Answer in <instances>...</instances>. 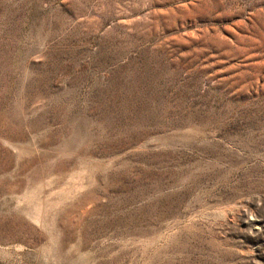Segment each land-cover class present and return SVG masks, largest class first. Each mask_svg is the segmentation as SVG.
<instances>
[{"label":"rangeland","instance_id":"374dc122","mask_svg":"<svg viewBox=\"0 0 264 264\" xmlns=\"http://www.w3.org/2000/svg\"><path fill=\"white\" fill-rule=\"evenodd\" d=\"M0 264H264V0H0Z\"/></svg>","mask_w":264,"mask_h":264}]
</instances>
